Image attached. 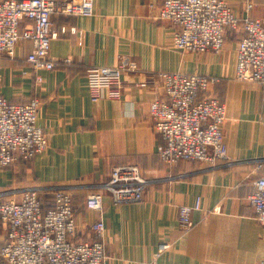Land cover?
<instances>
[{
    "label": "crops",
    "instance_id": "1",
    "mask_svg": "<svg viewBox=\"0 0 264 264\" xmlns=\"http://www.w3.org/2000/svg\"><path fill=\"white\" fill-rule=\"evenodd\" d=\"M227 1L238 17L245 16L247 0ZM248 1L250 15L264 20V0ZM162 3L94 0L91 17L53 15V70L34 72L26 61L31 50L26 40L13 59L0 58V93L15 104L37 99V122L47 138L42 155L18 160L0 173V188L17 191L19 197L22 190L36 187L71 194L77 240H92L90 226L102 217L106 264H260L264 224L248 198L264 173V90L235 81V55L229 65L226 55L199 62L176 51L172 39L177 28L157 19ZM121 58L138 68L124 75L121 100L91 101L87 70L114 66ZM194 71L220 79L211 90L226 106L227 159L167 166L157 155L162 141L153 130L149 106L163 95L159 74ZM124 164L138 166L147 178L143 200L114 205L105 193L102 213L88 210L87 196L101 190L113 167ZM197 200L200 209L185 230L179 207ZM6 234L0 224V248Z\"/></svg>",
    "mask_w": 264,
    "mask_h": 264
},
{
    "label": "built area",
    "instance_id": "2",
    "mask_svg": "<svg viewBox=\"0 0 264 264\" xmlns=\"http://www.w3.org/2000/svg\"><path fill=\"white\" fill-rule=\"evenodd\" d=\"M251 9L252 4L247 2L245 16L240 18L227 0H163L157 19L177 28L172 45L179 52L220 54L227 34L238 33L234 79L264 90V20L253 18ZM57 14L91 17L94 0H0V58L13 59L20 41L26 40L31 44L26 61L34 72L53 70L56 63L49 57V51L57 35L52 31L51 17ZM137 69L135 62L127 58H121L114 66L88 69L90 100L120 101L124 75ZM158 77L163 95L151 102L149 117L162 141L157 147L159 160L172 166L192 161L213 164L227 159L223 135L226 106L219 98L208 95L219 79L184 72H165ZM36 81L40 83L37 77ZM38 107L37 99L15 104L0 93V172L18 160L28 161L45 152L47 138L37 122ZM147 186L148 180L138 166H115L101 190L87 196L85 205L101 214L105 193L114 205L139 203ZM254 187L249 203L257 221L264 224V173L256 179ZM44 192L42 187L26 188L18 199L0 202V224L7 230L6 242L0 248V262L106 264L102 217L90 226L94 238L79 241L71 194L56 190L47 201ZM199 209V200L194 206L179 207L180 226L189 230L191 214Z\"/></svg>",
    "mask_w": 264,
    "mask_h": 264
},
{
    "label": "rangeland",
    "instance_id": "3",
    "mask_svg": "<svg viewBox=\"0 0 264 264\" xmlns=\"http://www.w3.org/2000/svg\"><path fill=\"white\" fill-rule=\"evenodd\" d=\"M248 3H250V1L247 0ZM246 2V4H247ZM251 4V3H250ZM237 40H238V33H228L227 36H226V43H225V47L223 49V51L220 53V54H213V53H205V54H194V53H189L193 56H195V58L197 60L200 61H203L204 62V59H209V58H212V60H217L219 58H223L224 55H226L225 57V62L229 63V65H231V62H232V57L235 55V49H236V45H237ZM234 58V57H233ZM217 63V62H216ZM204 64V63H202ZM192 73H197V74H200V75H204V76H211L209 74H206L205 72H203V74L199 73V72H192ZM214 77V76H212ZM217 78V77H216ZM219 79V78H218ZM220 81V79H219ZM218 81V82H219ZM243 84H250V83H243ZM214 87L213 89L211 90L210 88V92L208 93V95H214L213 91H214ZM39 157V156H38ZM193 162V161H192ZM194 163V162H193ZM6 170V169H5ZM4 171V170H3ZM1 171V172H3ZM0 172V173H1ZM57 189H54V188H44V194H45V197H46V200L49 201L51 196H52V193L53 191H56ZM0 193H3L4 196L0 197V202H4V201H9V200H16L19 198V192L15 191V192H9L7 189L5 188H0Z\"/></svg>",
    "mask_w": 264,
    "mask_h": 264
}]
</instances>
